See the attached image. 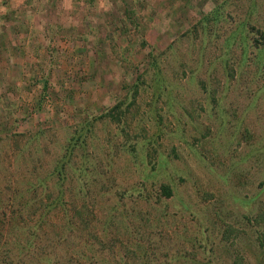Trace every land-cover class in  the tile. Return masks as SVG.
Wrapping results in <instances>:
<instances>
[{
	"label": "rangeland",
	"instance_id": "rangeland-1",
	"mask_svg": "<svg viewBox=\"0 0 264 264\" xmlns=\"http://www.w3.org/2000/svg\"><path fill=\"white\" fill-rule=\"evenodd\" d=\"M1 232L2 264H264V0H0Z\"/></svg>",
	"mask_w": 264,
	"mask_h": 264
},
{
	"label": "trees",
	"instance_id": "trees-1",
	"mask_svg": "<svg viewBox=\"0 0 264 264\" xmlns=\"http://www.w3.org/2000/svg\"><path fill=\"white\" fill-rule=\"evenodd\" d=\"M159 72L160 71L158 70V68H156V73H159ZM57 170H58V173L60 175L61 166ZM162 190L166 194V196H170L171 195V190H170L169 187L163 186L162 187ZM75 224H79V222H75ZM34 228H35V234L34 235H31V237H33L32 239L36 238L37 231H38V227L37 226H35ZM2 236H4V235L1 232V239H0V264L3 263V259H4V257H2V255H4V252L2 251V246H3V244H4L5 241H8V239H6L8 237H5V239H2ZM72 243H73L72 241H69L67 243L66 239L63 238L62 241L59 242L60 247L57 250V251H59V253H57L58 255L56 256V259H52V260L51 259H48V260H45L44 261V264H85L88 259H90L91 262H93L94 264H96L97 261H94V260H97V258L92 253L90 254L89 257H84L83 254H82V252H81V255H78V256H74L73 255L72 256L70 254V252H69L70 250H68L72 246ZM98 243L101 246H103V244H101V242H98ZM28 245H32V243L29 242ZM21 250H23V249H21ZM7 252H9V250ZM18 258H21L20 254L18 255ZM72 258H74L75 260H72Z\"/></svg>",
	"mask_w": 264,
	"mask_h": 264
}]
</instances>
